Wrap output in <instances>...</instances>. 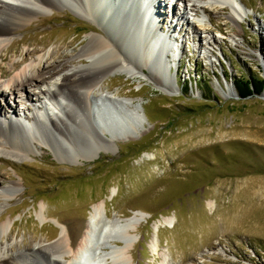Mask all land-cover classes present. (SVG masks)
<instances>
[{"label":"rangeland","instance_id":"1","mask_svg":"<svg viewBox=\"0 0 264 264\" xmlns=\"http://www.w3.org/2000/svg\"><path fill=\"white\" fill-rule=\"evenodd\" d=\"M214 1L154 0L151 15L146 4L144 15L135 16L154 22L151 61H142L137 78L106 77L93 97L97 104L100 95L109 97L126 110L141 104L137 133L110 148L83 141L78 152L92 155L87 159L62 160L37 136L26 159L0 155V172L8 177L1 186L19 183L11 200L1 201L4 245H52L65 230L75 250L88 211L105 202L102 220L143 217L129 240L120 231H96L94 244L105 241L104 251L127 243L124 264H264V88L240 99L234 85L243 75L264 81V0H236L239 16ZM118 5L98 19L68 5L43 12L16 32V52L2 66L8 70L32 49L44 58L73 41L77 50L91 30L103 28L125 38L129 58L139 61L135 46L143 47L144 33L122 23L123 15L130 18L127 7H137ZM34 57L27 64L36 66ZM32 97L40 103L10 101L25 125L24 115L45 104L39 90Z\"/></svg>","mask_w":264,"mask_h":264},{"label":"bare ground","instance_id":"2","mask_svg":"<svg viewBox=\"0 0 264 264\" xmlns=\"http://www.w3.org/2000/svg\"><path fill=\"white\" fill-rule=\"evenodd\" d=\"M182 1L189 4L195 0ZM118 2L126 5L125 8L129 2L137 7L134 10L127 7L130 9L127 10L130 18L123 15L122 23L127 22L134 33H144L143 47L135 46V50L141 52L139 61L129 58L128 42L125 38L120 37L118 40L117 35H110V32L103 28L101 33L91 30L93 34L86 36L84 43L77 50L73 48V41L53 49L44 58L40 55L35 56L40 52L39 49H32L20 60L12 62L8 70L2 66L7 54L16 52L13 41L16 32H25L31 22L38 19L43 12L58 11L68 5L81 13L82 17L95 19L101 14L100 16L105 18L103 16L106 14V8L119 7ZM154 3V0H0V79L5 80L4 84H0V99L4 102L0 108V155L16 160L26 159L33 154V147L37 144L33 138L37 136L51 148L55 147L62 160L87 159L92 158L91 153L86 157L78 152L83 141L93 143V149L100 146L110 148L116 141L126 139L128 133H137L139 110L143 108L141 104H132L130 109L126 110L119 103L102 95L98 97L100 104H97L93 96L94 92L102 87L106 77L124 75L128 78H137L143 72L142 61H151L152 50L148 44L156 43L158 38L153 29L154 22L151 20L148 24L143 23L142 19L145 18L137 20L135 16H138V13L144 15L143 6L146 4L149 5V10L146 11L151 15L152 4L153 8L156 6ZM214 3L223 10L225 6L229 7L237 16L240 14L236 0H215ZM239 4L242 6L241 2ZM146 24L150 28H145L144 31L142 27ZM164 45L161 44V48ZM33 57L36 66L27 64ZM153 59L161 60L155 59L154 55ZM136 62H139L140 66L136 65ZM35 90H39L45 104L36 109L31 116L23 114L29 123V126H26L18 119L15 110L10 106V101L16 102L15 99L18 97L31 103H40V97L33 100L32 92L35 94ZM104 114L115 120L116 125L110 124V118H106ZM7 178L0 172V210L3 204L1 201H10L12 195L19 189V183L13 181L1 186V181ZM104 207L105 202H101L90 208L85 232L75 250L70 249L65 230L60 232L52 245L31 244L18 249L17 245L8 246L0 241V264L127 263L124 258L127 243H124V247L110 246V250L104 251L105 241L100 242L99 239L97 244H94L96 231L101 229V232L108 234L120 231L129 240L130 231L143 217L135 214L122 223L119 220L105 221L101 218ZM4 233L5 226H1L0 235ZM3 237L8 241L9 235ZM65 259L69 262L65 263Z\"/></svg>","mask_w":264,"mask_h":264},{"label":"trees","instance_id":"3","mask_svg":"<svg viewBox=\"0 0 264 264\" xmlns=\"http://www.w3.org/2000/svg\"><path fill=\"white\" fill-rule=\"evenodd\" d=\"M240 99H246L252 94H260L264 88V81L255 76L243 75L234 81Z\"/></svg>","mask_w":264,"mask_h":264}]
</instances>
